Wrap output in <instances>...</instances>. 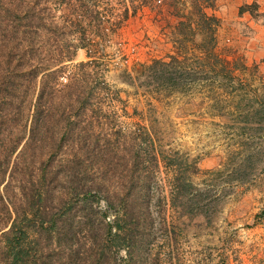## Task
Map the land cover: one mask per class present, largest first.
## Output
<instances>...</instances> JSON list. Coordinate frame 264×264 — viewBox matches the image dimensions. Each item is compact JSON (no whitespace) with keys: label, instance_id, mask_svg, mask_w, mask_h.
Masks as SVG:
<instances>
[{"label":"rangeland","instance_id":"rangeland-1","mask_svg":"<svg viewBox=\"0 0 264 264\" xmlns=\"http://www.w3.org/2000/svg\"><path fill=\"white\" fill-rule=\"evenodd\" d=\"M213 4L205 12L219 20L217 64L196 50L208 45L204 35L188 36L180 47L173 43L176 20L148 10L114 38L107 54H120L103 79L116 100L88 115L81 167H73L72 138L59 132L61 148L50 158L63 188L44 202L54 206L59 191L81 185L118 190V197L108 209L75 193L53 212L67 219L69 233L52 236V264H264V0ZM179 51L189 75L175 71L174 83L150 76L152 61L168 62ZM84 61L79 50L74 63ZM135 151L155 153L158 166L134 164ZM175 171L189 183L177 199ZM18 194L15 184L6 191ZM125 235L128 248H118Z\"/></svg>","mask_w":264,"mask_h":264},{"label":"trees","instance_id":"trees-1","mask_svg":"<svg viewBox=\"0 0 264 264\" xmlns=\"http://www.w3.org/2000/svg\"><path fill=\"white\" fill-rule=\"evenodd\" d=\"M213 6V0H0V186L5 183L0 192V264H52L51 255L46 254L52 236L58 239L69 233L67 219L58 220L53 212L70 195L102 201L108 209L113 197L117 199L118 190L81 185L59 191L54 206L44 202L50 193L63 188L50 158L54 149L61 148L59 132L72 138L73 167H81L84 161L78 146L85 144V135L92 130L88 115L116 100L103 75L107 63L120 54L119 48L107 54L117 46L113 40L119 31L145 10L164 22L172 17L178 26L174 31L178 41L173 43L183 47L188 36L204 35L208 45L203 41L195 45L196 50L205 51L206 58L213 57L217 64L219 20L205 12ZM79 50L84 51L86 61L74 63ZM179 52L168 62L152 61L150 76L174 83L178 82L175 71L189 75L193 69ZM223 63L225 71L228 63ZM226 72L231 76L230 70ZM139 76L144 77L143 73ZM62 78L64 85L59 83ZM132 158L134 164L158 166L155 153L145 151L141 157L135 151ZM149 174L146 171L142 179ZM78 176L75 173L71 178ZM186 180L175 171V199L189 184ZM13 184L19 194L6 197ZM99 242L103 249L104 239ZM127 244L126 235L118 240V248H128Z\"/></svg>","mask_w":264,"mask_h":264}]
</instances>
